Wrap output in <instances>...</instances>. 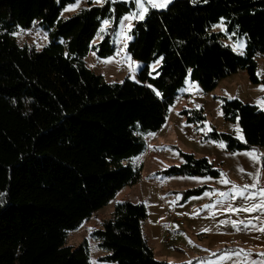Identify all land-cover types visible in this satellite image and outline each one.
Wrapping results in <instances>:
<instances>
[{"label": "trees", "instance_id": "trees-1", "mask_svg": "<svg viewBox=\"0 0 264 264\" xmlns=\"http://www.w3.org/2000/svg\"><path fill=\"white\" fill-rule=\"evenodd\" d=\"M57 1L0 0V264H91L88 241L67 245L68 231L140 181L136 158L164 125L188 75L205 91L242 69L264 82L257 62L264 54V0H173L151 8L128 45L144 64L140 81L123 82L106 81L85 57L103 21L112 20L116 30L135 2L88 0L61 20V9L76 0ZM37 20L49 42L41 50L21 46L14 31ZM221 20L226 31H214ZM225 36L246 37L245 52L236 53ZM99 45L102 55L114 53L110 36ZM158 59L160 68L151 72ZM222 107L244 140L216 127L200 131L203 139L222 141L230 152L264 146L263 109L227 97ZM181 114L200 130L202 109L185 107ZM180 156L181 164L159 173L216 178L223 172L208 156L182 150ZM207 188L184 190L180 203ZM148 214L143 201L118 202L93 232L114 264H173L155 257L143 233Z\"/></svg>", "mask_w": 264, "mask_h": 264}, {"label": "rangeland", "instance_id": "rangeland-1", "mask_svg": "<svg viewBox=\"0 0 264 264\" xmlns=\"http://www.w3.org/2000/svg\"><path fill=\"white\" fill-rule=\"evenodd\" d=\"M126 1L135 2V7L123 16L117 29L114 31L112 30V20L107 19L103 21L96 37L92 41L91 49L85 57L87 66L95 73L103 75L108 82H123L126 78L140 81L139 73L141 68L144 67V64L136 59L128 50L129 42L133 39L135 23L141 20L137 18L141 13V8L136 3V0ZM171 1L173 0H155L156 4L162 5L158 7L145 4L146 11L143 12V18L147 16L151 8H165ZM97 2L101 4L103 0H97ZM87 5L88 0H76L67 4L66 7L61 9L60 19L65 20L70 18ZM127 17L133 18L126 19ZM226 26L224 20H221L213 26V30L224 32L226 31ZM13 34L17 42L24 47L29 46L41 50L49 42V32L38 24V20L30 27H19ZM106 35L110 36V42L115 47L114 53L107 56L100 53L101 45H99L104 42ZM223 42L229 45L236 53L241 54L245 52L247 45V39L243 36L237 39H233L231 36H225ZM257 62L259 65L258 75L262 78L264 76V54L258 55ZM161 64L162 59H158L150 64L149 70L151 72L156 71L160 68ZM261 89H264V82L259 81V83H255L252 81L247 69H242L223 77L219 80L218 85L210 91L203 90L199 82L191 78L190 73L185 85L179 90L174 104L170 105L164 125L158 132L148 135L146 151L136 158L137 162L142 163L144 166L141 181L134 186L122 188L115 197L113 196L107 205L94 212L93 215L76 228L69 230L66 244L76 246L84 241H88L91 264H114L113 261L108 259V255L111 253L110 250L101 246L100 240L93 235V232L103 227V221L110 218L118 202L125 200L134 202L144 201L149 210L155 205H160L164 209L165 216L163 219L165 223L162 225V235L155 239L152 238L149 232L151 228L145 225V222L143 225V233L146 238H149L155 257L159 260H167L166 256H171V253H175L176 248L179 247L186 250L185 255H182L184 258L182 262L191 264L195 256L189 253L191 252L190 247L196 240L195 235L191 236L190 232L193 226V222L189 218L192 209L191 203L185 204L187 201L185 203H179V201H176V196L178 198L182 197L184 190L195 184H202L201 181L203 182L202 179L204 178H202L203 176L169 177L159 173L160 170H163L168 165L180 164V162L177 163L175 161H167L166 163L164 157L169 153L168 151L170 149L177 153L180 152L179 149L185 152L197 150L195 145L186 141L185 131L180 127H176L178 125L176 119L179 116H183L181 111L185 107L188 109H202L205 120L199 124L200 130L191 123L199 139H203L200 131L207 133L213 127L222 131L236 132L234 129L238 126L240 127V124L225 120L222 107L223 98H237L246 102V104L250 103L261 107L260 101L264 100V90ZM262 109L264 110V108ZM172 144L175 147L171 146ZM196 155L199 157L204 156L202 154ZM171 180L174 181V185L178 189L172 194L168 193L169 188H171L169 186ZM195 206H193L194 210H196ZM170 211H173L171 216L169 214ZM172 214L175 216L171 219ZM179 217H182V219ZM180 220H183V225L180 224ZM166 222H169L168 226Z\"/></svg>", "mask_w": 264, "mask_h": 264}, {"label": "crops", "instance_id": "crops-1", "mask_svg": "<svg viewBox=\"0 0 264 264\" xmlns=\"http://www.w3.org/2000/svg\"><path fill=\"white\" fill-rule=\"evenodd\" d=\"M176 122L178 124L176 127L185 131L186 141L197 147V150L191 152L208 156L223 170L222 174L216 178L203 176L202 184H195L191 187L207 185L209 188L201 195L192 196L186 200L187 202H183L191 203L189 218L193 226L190 232L191 236L196 237L190 247L191 252H189L195 256L191 264H251L253 261L264 259L259 255L264 253V231H260L264 228V210H259L261 201L264 200V196L260 195L264 191L262 168L264 146L230 152L222 141L199 139L196 131L193 130V124L188 123L184 116H179ZM234 130L235 135L244 140L241 128L238 126ZM171 146L175 147L174 144ZM168 152L164 157L166 163L175 161L181 164L180 152L177 153L171 149ZM246 153H254L259 159L253 160ZM169 186L171 187L168 190L170 194L178 190L173 180L169 182ZM176 198V201L180 203L181 197L176 196ZM252 208L258 210H245ZM147 209L149 214L145 225L151 228L150 235L155 239L162 235V225L165 223L164 209L160 205L153 206L151 210L147 206ZM171 213L173 211L169 212L170 216ZM174 216L172 214L171 219ZM179 218L182 219V217ZM168 224L169 222H166L167 226ZM147 240L152 247L149 238ZM219 250H224V252L214 255ZM185 253L186 250L177 247L175 253L166 256V261L173 264L185 263L182 262L184 259L182 255Z\"/></svg>", "mask_w": 264, "mask_h": 264}, {"label": "snow or ice", "instance_id": "snow-or-ice-1", "mask_svg": "<svg viewBox=\"0 0 264 264\" xmlns=\"http://www.w3.org/2000/svg\"><path fill=\"white\" fill-rule=\"evenodd\" d=\"M136 3L141 8V13L137 16V18H139V19L143 18V12L146 11V8L144 7L145 4H150L152 7L162 6V5L156 4L155 0H136ZM132 18L133 17H127L126 19H132ZM261 90H264V89H261ZM260 105H261L262 108H264V100L260 101ZM221 146L223 147V145H221ZM246 155L251 156L253 160H258L259 159V157H257L254 153H246ZM225 182L227 183V181H225ZM241 195H243V192H241ZM260 195L264 196V191H262L260 193ZM247 198H251V197H247ZM245 210L246 211L247 210L255 211V210H258V209L252 208V209H245ZM259 210H264V200L261 201V209H259ZM260 231H264V228H261ZM259 255L261 257H264V253H260ZM228 258H230V257H228ZM251 264H264V259H262L260 261H253V262H251Z\"/></svg>", "mask_w": 264, "mask_h": 264}, {"label": "built area", "instance_id": "built-area-1", "mask_svg": "<svg viewBox=\"0 0 264 264\" xmlns=\"http://www.w3.org/2000/svg\"><path fill=\"white\" fill-rule=\"evenodd\" d=\"M180 224H181V225H183V224H184L183 220H180ZM168 242H169V240H168Z\"/></svg>", "mask_w": 264, "mask_h": 264}]
</instances>
